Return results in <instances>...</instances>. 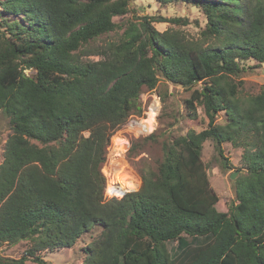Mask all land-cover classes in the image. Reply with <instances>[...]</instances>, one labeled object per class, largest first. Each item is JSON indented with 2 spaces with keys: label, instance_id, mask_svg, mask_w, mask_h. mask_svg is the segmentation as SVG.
<instances>
[{
  "label": "trees",
  "instance_id": "obj_1",
  "mask_svg": "<svg viewBox=\"0 0 264 264\" xmlns=\"http://www.w3.org/2000/svg\"><path fill=\"white\" fill-rule=\"evenodd\" d=\"M197 1L208 18L204 42L152 25L188 24L183 18L144 17L101 47L98 61L79 53L118 27L114 18L128 13L130 0L0 4L15 17L3 18L0 31V112L13 131L0 167V247L32 243L0 264H48L37 252L72 248L97 226L83 264H264V87L244 97L237 80L245 71L238 59L264 64V0ZM162 77L192 90L188 108L203 105L208 128L165 142L156 171L139 170L140 189L108 199L101 169L111 137L143 115L140 97ZM220 112L226 124L217 123ZM242 136L249 168L236 181L238 202L219 212L204 143L214 141L229 169L223 144Z\"/></svg>",
  "mask_w": 264,
  "mask_h": 264
},
{
  "label": "rangeland",
  "instance_id": "obj_2",
  "mask_svg": "<svg viewBox=\"0 0 264 264\" xmlns=\"http://www.w3.org/2000/svg\"><path fill=\"white\" fill-rule=\"evenodd\" d=\"M4 1L0 0V4ZM223 1L227 2L226 4L229 6L233 5L230 0ZM246 3L247 0H241L243 6ZM205 12L206 10L199 5L197 0H130L128 13L114 18V22L118 24V27L114 31L92 41V45L83 49L79 56L82 61L102 59L103 56L99 55L101 47H105L109 43L119 42L129 24L131 22L140 24L144 21V17L183 18L187 20L188 24L155 21L152 22V25L161 32L172 29L185 34L189 40L204 42L203 33L208 29V18ZM3 18L15 19L13 15L3 11L0 7V31H5ZM207 42L205 45L215 44L211 39ZM238 60L245 68L240 78H237V80L243 81L241 86L243 96L248 97L259 94L264 87V64L261 65L251 58ZM25 73L33 77L36 71L31 69L26 70ZM202 86L203 84L199 83L196 87L201 88ZM191 93L192 90L169 82L164 77L160 78L156 88L143 91L140 100L144 110V118L134 127L130 125L131 121L129 119L135 115H131L128 122L116 129L111 137L110 145L107 147L106 162L101 169V173L106 179L105 195L108 199L123 197L108 194L109 183L112 187L114 178L122 179L129 176L125 180L133 183L135 187L128 190L127 193L138 191L142 186L139 170L149 167L151 170L156 171L164 159L163 145L165 142L186 135L190 131L200 132L208 128L209 120L205 115L204 106L198 104L196 113L188 108L187 101ZM148 112L149 117L146 116ZM150 120L154 121L155 124L153 125L155 126L150 132H147L148 135H142L145 133L139 131L137 127ZM227 122L226 114L220 112L217 123L222 125ZM12 133L10 118L0 112V167L5 160L6 142ZM153 133L154 139H149V136ZM84 134L89 136L90 133L85 132ZM136 136L139 139H136ZM116 138L126 141L125 145L123 144L124 148L121 156H117L114 152ZM248 142L247 138L242 136L237 139L236 144L233 142L223 144L225 156L229 160V169L222 166L223 163L215 150L214 141L209 140L204 143L202 160L207 167L211 187L219 196V202L216 206L219 212L228 213L231 206L238 202L236 198V181L246 174L249 168L245 159V154L248 152ZM249 150L252 152L254 149L249 148ZM232 173L236 174L234 179H231ZM101 232L102 228L97 226L83 235L74 247L56 252L41 251L37 252V256L43 258L48 264H83L85 259L84 249L97 240ZM199 240L203 241L205 239L199 238ZM31 246L32 243L28 240H22L14 244L4 243L0 247V257L20 259ZM177 246L176 243L170 244L173 250ZM27 264L39 263L31 258L27 261Z\"/></svg>",
  "mask_w": 264,
  "mask_h": 264
},
{
  "label": "bare ground",
  "instance_id": "obj_3",
  "mask_svg": "<svg viewBox=\"0 0 264 264\" xmlns=\"http://www.w3.org/2000/svg\"><path fill=\"white\" fill-rule=\"evenodd\" d=\"M153 124H155L153 120L145 121V122H143L142 126L141 125L138 126L139 131H141L143 133L150 132L152 130L153 126H155ZM115 141H116V143H115L116 147H115L114 152L116 153L117 156H121L123 153V148H124L123 144L126 143V141L119 139V138H116ZM122 177H124V176H122ZM128 177H126V178H128ZM126 178L125 177L122 179L114 178V180L112 182V187L110 186V183H109V192L111 193V195L123 196V194L127 193L128 190L135 187L133 185V183L125 180Z\"/></svg>",
  "mask_w": 264,
  "mask_h": 264
},
{
  "label": "built area",
  "instance_id": "obj_4",
  "mask_svg": "<svg viewBox=\"0 0 264 264\" xmlns=\"http://www.w3.org/2000/svg\"><path fill=\"white\" fill-rule=\"evenodd\" d=\"M152 106H154V105H152ZM151 110V109H150ZM143 116H144V114H143ZM143 116H133L132 118H130L129 120L131 121V126H136L137 124H139V122H141V119H143L144 117ZM146 116L147 117H149V112L148 113H146ZM139 117H142V118H140L139 119ZM128 120V121H129ZM156 120V119H155ZM127 121V122H128ZM138 129H139V127H138ZM138 134H142V133H138ZM142 135H148V133H145V134H142ZM137 138H138V136H136ZM108 194H110L111 195V193L109 192V190H108Z\"/></svg>",
  "mask_w": 264,
  "mask_h": 264
},
{
  "label": "water",
  "instance_id": "obj_5",
  "mask_svg": "<svg viewBox=\"0 0 264 264\" xmlns=\"http://www.w3.org/2000/svg\"><path fill=\"white\" fill-rule=\"evenodd\" d=\"M236 177V174L235 173H232L231 174V179H234ZM129 193V192H128ZM126 194V193H125ZM125 194H123V196L125 195Z\"/></svg>",
  "mask_w": 264,
  "mask_h": 264
},
{
  "label": "clouds",
  "instance_id": "obj_6",
  "mask_svg": "<svg viewBox=\"0 0 264 264\" xmlns=\"http://www.w3.org/2000/svg\"><path fill=\"white\" fill-rule=\"evenodd\" d=\"M143 114H144V112H143ZM143 116V115H142Z\"/></svg>",
  "mask_w": 264,
  "mask_h": 264
}]
</instances>
